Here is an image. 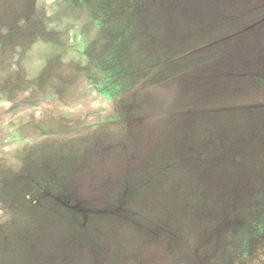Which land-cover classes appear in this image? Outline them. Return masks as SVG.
Masks as SVG:
<instances>
[{"label": "rangeland", "instance_id": "374dc122", "mask_svg": "<svg viewBox=\"0 0 264 264\" xmlns=\"http://www.w3.org/2000/svg\"><path fill=\"white\" fill-rule=\"evenodd\" d=\"M0 264H264V0H0Z\"/></svg>", "mask_w": 264, "mask_h": 264}]
</instances>
